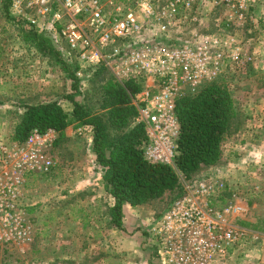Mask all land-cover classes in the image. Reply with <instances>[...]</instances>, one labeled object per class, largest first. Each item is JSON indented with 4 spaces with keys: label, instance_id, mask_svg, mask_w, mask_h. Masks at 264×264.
Masks as SVG:
<instances>
[{
    "label": "built area",
    "instance_id": "2783aa9c",
    "mask_svg": "<svg viewBox=\"0 0 264 264\" xmlns=\"http://www.w3.org/2000/svg\"><path fill=\"white\" fill-rule=\"evenodd\" d=\"M13 18L28 31L51 32L66 44L81 80L106 67L120 81L141 85L133 97L136 123L145 127L147 160L174 165L180 122L177 101L217 81L227 67L252 57L233 31L201 27L200 6L226 10L236 27L257 0H9ZM82 132V129H79ZM51 130L33 131L21 143L0 141V245L31 238L21 189L28 173H48ZM224 182L196 180L163 212L144 221L159 264H228L245 231L231 216L241 206H220ZM264 264V250L261 257Z\"/></svg>",
    "mask_w": 264,
    "mask_h": 264
},
{
    "label": "rangeland",
    "instance_id": "374dc122",
    "mask_svg": "<svg viewBox=\"0 0 264 264\" xmlns=\"http://www.w3.org/2000/svg\"><path fill=\"white\" fill-rule=\"evenodd\" d=\"M5 6L0 0V141L21 143L12 135L27 110L26 105L57 99L73 124L72 142L84 147L88 154V140L93 135L90 119L104 115L106 110L102 106L110 83L120 81L108 69L94 70L75 86L73 73L77 63L68 56L66 44L51 32H38L48 33L42 43ZM209 8L197 9L202 16L201 27L209 32L233 31L245 54L252 59L227 67L217 80L234 102L220 164L203 166L192 178L181 176V181L184 189L210 176L224 182L221 196L215 202L223 206L234 200L241 206L239 214L231 219L246 234L228 264L232 261L263 264L264 0L250 6L248 20L236 27L227 25L223 7ZM71 98L83 104L90 114L84 120H78L73 114ZM56 139L53 136L47 146L55 160L51 171L28 173L21 189L20 201L24 217L32 228L31 238L1 244L0 264H159L144 221L163 212L174 201L176 192L168 191L145 204L123 207L124 220L120 226L112 222L105 206L102 214V205L93 211L90 219H83L87 212L84 206L79 211L78 198L73 195L78 182L71 180L69 169L63 165L59 174ZM103 200L105 203L106 199ZM114 202L112 197L113 206Z\"/></svg>",
    "mask_w": 264,
    "mask_h": 264
},
{
    "label": "trees",
    "instance_id": "16d2710c",
    "mask_svg": "<svg viewBox=\"0 0 264 264\" xmlns=\"http://www.w3.org/2000/svg\"><path fill=\"white\" fill-rule=\"evenodd\" d=\"M3 1L9 10L10 1ZM31 32L35 38H41L42 43L48 36V33ZM73 74L77 86L81 79L75 71ZM140 89L141 85L133 80L110 83L102 106L106 110L104 115H94L90 119L97 170L103 176L106 190L115 200L110 215L117 226L121 225L125 204H145L161 198L168 191L176 192L175 200L185 191L181 176L192 178L203 166L216 164L221 157L222 143L230 132L234 113L233 99L218 81L180 98L176 106L180 134L175 163H154L144 154L145 127L136 123L138 109L133 97ZM71 100L73 114L78 120L90 115L83 104L74 98ZM26 108L15 126L12 135L15 141H25L35 130L41 133L62 131L70 124L68 113L57 99L28 104Z\"/></svg>",
    "mask_w": 264,
    "mask_h": 264
},
{
    "label": "crops",
    "instance_id": "0c3cea01",
    "mask_svg": "<svg viewBox=\"0 0 264 264\" xmlns=\"http://www.w3.org/2000/svg\"><path fill=\"white\" fill-rule=\"evenodd\" d=\"M51 134L57 138L56 143L59 145L56 147L58 151L55 153L60 161L59 174H62L63 165V167H66L65 169H69L71 180L78 182L73 195H75V199L78 198L76 204L81 207L79 211H81L84 206L87 212L83 219H90L93 215V211L98 209L100 205H102V214L104 213V206L105 211L110 212L111 206H113L112 197L106 190L101 172L97 170L96 153L92 150L93 135H91L88 140L87 145L90 148L88 155L84 147H79V145L72 142L74 138L73 124H69L62 131L51 130ZM219 164L220 162H217L214 166L217 167ZM214 166H212V168H214ZM82 197H85V200L81 202L80 199ZM109 198H111V202L108 201ZM103 199H106L105 203ZM126 206L129 208L131 205L125 204L123 207ZM122 219L124 220V216ZM246 243H248L247 240ZM237 250L238 247H235L232 250L233 254L236 253ZM231 264H236V261H232Z\"/></svg>",
    "mask_w": 264,
    "mask_h": 264
}]
</instances>
